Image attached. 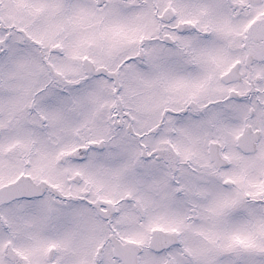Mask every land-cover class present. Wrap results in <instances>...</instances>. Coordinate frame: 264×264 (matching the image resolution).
Returning <instances> with one entry per match:
<instances>
[{
	"label": "snow or ice",
	"instance_id": "obj_1",
	"mask_svg": "<svg viewBox=\"0 0 264 264\" xmlns=\"http://www.w3.org/2000/svg\"><path fill=\"white\" fill-rule=\"evenodd\" d=\"M0 264H264V0H0Z\"/></svg>",
	"mask_w": 264,
	"mask_h": 264
}]
</instances>
